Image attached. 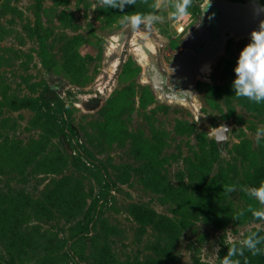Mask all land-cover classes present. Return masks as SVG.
Here are the masks:
<instances>
[{"label":"rangeland","instance_id":"374dc122","mask_svg":"<svg viewBox=\"0 0 264 264\" xmlns=\"http://www.w3.org/2000/svg\"><path fill=\"white\" fill-rule=\"evenodd\" d=\"M205 1L175 26L161 10L163 23L132 31L122 17L153 0L125 13L0 0V264H220L264 235L243 190L264 183V103L231 87L250 38L228 35L190 103L164 100L143 67L152 36L173 61Z\"/></svg>","mask_w":264,"mask_h":264},{"label":"clouds","instance_id":"9594fccd","mask_svg":"<svg viewBox=\"0 0 264 264\" xmlns=\"http://www.w3.org/2000/svg\"><path fill=\"white\" fill-rule=\"evenodd\" d=\"M147 3V0H143ZM137 0H96V7L117 9L125 13L124 9L128 6H134ZM194 0H153L149 7L152 11L148 13H127L120 23L132 31L140 29H151L153 25L163 23L165 16L158 14L161 10L167 11V19L173 22L180 20L188 15L189 8ZM210 6V0L207 8ZM207 10V9H206ZM235 79L231 87L235 96L246 98L249 102L261 104L264 103V19L259 21L257 29L250 32L249 42L242 48L233 69ZM256 139L259 141L264 138V126L256 131ZM235 189L229 188V191ZM247 194L259 202L260 209L252 210L253 217L264 223V183L260 187H250L243 189ZM264 231V229H262ZM264 235L261 232H253L243 239L239 245L233 244L228 247L227 254L223 256L220 264H241L235 257H243L245 251L253 256H264ZM247 264V262H245Z\"/></svg>","mask_w":264,"mask_h":264},{"label":"water","instance_id":"95a60500","mask_svg":"<svg viewBox=\"0 0 264 264\" xmlns=\"http://www.w3.org/2000/svg\"><path fill=\"white\" fill-rule=\"evenodd\" d=\"M208 4L209 2L203 8L205 19L202 27L197 34L191 36V40L197 39V46L198 44L203 45V50L196 54H191L189 48H187L177 58V62L172 69L180 72L188 71L189 73L186 91L187 103H190L193 99V84L199 74L198 71L192 74L191 66L186 64L187 60L189 62L197 61L202 65L212 62L223 49L225 32L235 37L245 36L250 38V32L257 29L259 21L264 19V5L261 0H244L242 2L211 0L210 6L207 8ZM225 137V128L215 133V141L219 149H221L222 141Z\"/></svg>","mask_w":264,"mask_h":264},{"label":"flooded vegetation","instance_id":"af4514ba","mask_svg":"<svg viewBox=\"0 0 264 264\" xmlns=\"http://www.w3.org/2000/svg\"><path fill=\"white\" fill-rule=\"evenodd\" d=\"M207 2H209V0L205 1L203 4V7L201 8L202 9L201 16L196 26L186 36V39L183 42L182 48H180L179 53L174 56V59L170 64H166L161 55L162 54L161 47H163L161 44L162 41H159V38L156 36H152V40H149L152 47L151 48L147 47V52L145 53L146 58L145 60H143V67L146 72L147 80L151 84L152 88L164 100L175 102V103H184V104L188 102L186 91L188 88L187 82H188L189 73L188 71L180 72V71H175L172 69L174 68V64L177 62V58L181 54H183V52L187 50V48H189L191 54H196L203 50V45L198 44L197 46V39L191 40V36L194 34H197L198 30H200V28L203 25V20L205 19L203 8L205 4H207ZM239 2H242V1H239ZM228 35L233 36L232 34L225 32L224 33V37H225L224 45L226 43ZM194 49H195V53H194ZM210 63L208 62L206 65H202L197 61L189 62L187 60L186 62L187 65L191 66L192 74L195 71L199 72L197 77L201 75V70L205 68L206 66L210 65Z\"/></svg>","mask_w":264,"mask_h":264}]
</instances>
